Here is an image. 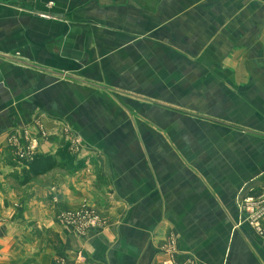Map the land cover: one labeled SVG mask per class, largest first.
I'll return each mask as SVG.
<instances>
[{"label":"crops","instance_id":"obj_1","mask_svg":"<svg viewBox=\"0 0 264 264\" xmlns=\"http://www.w3.org/2000/svg\"><path fill=\"white\" fill-rule=\"evenodd\" d=\"M260 193L264 0H0V264H264Z\"/></svg>","mask_w":264,"mask_h":264},{"label":"rangeland","instance_id":"obj_2","mask_svg":"<svg viewBox=\"0 0 264 264\" xmlns=\"http://www.w3.org/2000/svg\"><path fill=\"white\" fill-rule=\"evenodd\" d=\"M13 143L15 144V148H16V152H14V154L18 159H20L19 160L20 163H28V161H29V163L31 165L36 160V158L39 154L38 152H24L25 149L28 147V146H26V145H28L27 143L24 144L21 140H17V141L15 140ZM70 144H73V146L75 147L74 141H71ZM31 172L32 173L28 172V174L29 175L36 174V172H33V171H31ZM261 194L262 193H260L258 195H261ZM49 195H50L49 197L51 198V201L54 204V206L55 205L56 206L61 205L62 196L60 195V192H59V189L57 186L53 185L50 188ZM241 203H242V200H241ZM241 203H240V206L242 205ZM82 212L85 215H81V218H91L92 220L94 217L98 218L97 223H96L97 229H95V226L86 225L84 230H81L80 227H79L80 230H78V229H76V226H74L78 222V220H76V219L66 220L63 217V214L78 215V213H82ZM58 217H59L60 223H62L65 227H67L70 230H72L73 232H75L78 236H87L89 234V232L101 231L107 227V223H108L107 220L105 219V217L102 216V214L89 203H83L78 208H72L69 206L61 208L59 210ZM261 225H262V227H264V218L261 220ZM256 232L259 235L264 236V233H262L260 230H257Z\"/></svg>","mask_w":264,"mask_h":264},{"label":"built area","instance_id":"obj_3","mask_svg":"<svg viewBox=\"0 0 264 264\" xmlns=\"http://www.w3.org/2000/svg\"><path fill=\"white\" fill-rule=\"evenodd\" d=\"M72 141L75 142V147L72 144L73 150L78 151L80 146L79 140L74 138V140ZM31 150H34L33 145L28 147V152H31ZM241 200H242L241 203L242 205L240 206V209L244 214V219L254 228L255 231L260 230L262 233H264V227H262L261 225V220L264 218V193L256 196H247L245 198H242ZM81 215H85V214H83V212L78 213V215L63 214V217L66 220H74V219L78 220V222L74 225L78 230H80V228L81 230H84L86 225L95 226V229H97L96 227V223L98 219L97 217H94L92 220L91 218H81Z\"/></svg>","mask_w":264,"mask_h":264},{"label":"trees","instance_id":"obj_4","mask_svg":"<svg viewBox=\"0 0 264 264\" xmlns=\"http://www.w3.org/2000/svg\"><path fill=\"white\" fill-rule=\"evenodd\" d=\"M47 164L51 165L49 158L38 155L36 160L31 164V170L33 172H39L41 167H45Z\"/></svg>","mask_w":264,"mask_h":264}]
</instances>
